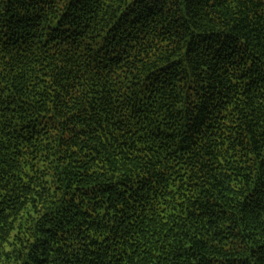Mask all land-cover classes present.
Wrapping results in <instances>:
<instances>
[{
  "label": "trees",
  "instance_id": "1",
  "mask_svg": "<svg viewBox=\"0 0 264 264\" xmlns=\"http://www.w3.org/2000/svg\"><path fill=\"white\" fill-rule=\"evenodd\" d=\"M0 264H264V0H0Z\"/></svg>",
  "mask_w": 264,
  "mask_h": 264
}]
</instances>
